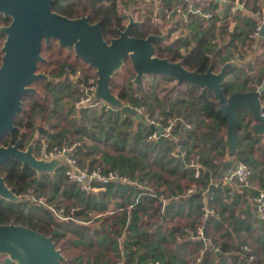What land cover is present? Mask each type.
Segmentation results:
<instances>
[{
    "label": "trees",
    "instance_id": "trees-1",
    "mask_svg": "<svg viewBox=\"0 0 264 264\" xmlns=\"http://www.w3.org/2000/svg\"><path fill=\"white\" fill-rule=\"evenodd\" d=\"M250 2L255 13L258 8L252 0ZM131 3L129 0H105L104 3L101 0H65V9L56 3L52 10L68 19L89 16L90 23L100 24L103 39L110 43L111 39L118 37L114 29L123 31L126 24L125 12L122 14L120 9L130 8ZM135 4L139 11L136 18L143 23L132 28L130 36L142 39L163 35L164 30L151 21L150 4L135 0L131 4L133 8ZM213 4L204 11L214 14L211 21L223 22L217 34L211 33L215 23L209 26L201 18L190 17L193 23L199 21L200 30L205 32L196 43L192 45V36H183V33L180 39H176L170 31L164 42H153L154 55L171 63L181 62L189 72L204 73L212 65L213 73H217L224 64L220 61L221 51L242 39V50L239 52L235 45L236 53L240 60H243L241 54L251 56L252 64L245 69H227L226 74L231 78L222 84V91L227 98L236 92H255L264 86V37L255 43L254 48V41L250 38L258 24L245 22L241 30L230 33V7L220 10L222 13L228 11V15L219 16L216 9L220 4ZM9 22L6 17L1 21L2 24ZM250 24L253 29L248 28ZM4 38L5 35L0 37V63ZM40 53L45 62L38 64L37 73L46 75L49 80L35 81L32 84L35 93L22 96L23 105L14 120L16 131L3 137L0 145L15 142L20 134L23 135L21 148L25 149L34 141L36 154L43 141L49 147L76 144V158L81 167L91 170L101 166L105 170H117L130 182L110 181L103 185L105 190L87 194L67 178L66 167L58 168L54 173H38L28 165L23 166L20 161L8 158L0 164V172L7 187L22 196V200L10 202L0 198V225L14 222L49 237L63 257L61 264H155L153 260L160 261L159 264H173L169 256L175 260L177 251L182 250L184 262L177 264H224L227 259L223 256L227 255L231 262L240 255L248 264H263L260 253L253 252L252 246L257 242L248 240L250 221H238V217H234L237 221L230 227L228 218L219 210V188L207 198L201 192L184 195L193 182L209 186L210 178L217 183L223 181V177L218 176L219 169L224 161L231 159L225 143L228 120L211 91L185 82L177 85L165 76L147 75L135 85L133 63L125 58L124 67L110 82L112 95L124 106L147 107L151 117H159L161 126H165L169 119L173 120L170 137L163 135L149 139L155 130L144 119L107 110L99 116L97 109L101 102L92 100L97 108L88 112L74 110L82 97L80 85L86 89L94 85L96 70L77 58L74 51L61 47L55 39L48 43L42 41ZM234 58L232 54L228 59ZM78 71L81 76L74 81ZM154 79L156 85H153ZM151 87L154 88L153 97ZM64 101L67 103L63 105ZM261 101H264V94ZM102 115L106 116L105 126L98 125ZM254 124L255 120L247 110L237 109L235 127L239 147L232 159L246 163L252 171L251 179L258 177L260 188H264V136L259 137L253 132ZM177 146L185 149V156H172L171 152ZM192 157H198L202 164L197 179L194 169L187 164ZM135 180L139 184L133 183ZM236 184L252 190L254 196L257 194L253 185L250 188ZM40 195L46 198L45 202H36ZM204 204L214 208L219 216H204ZM255 205L257 207L256 202ZM52 206H64L67 212L75 207V220L60 219L52 212ZM237 222L239 227L235 230L233 227ZM197 226H203L209 247H204L202 241L191 240ZM120 240L121 254L117 248ZM153 241H157L159 257L154 255L156 247H150ZM199 249H203V256L196 263ZM215 249L223 258L213 252ZM165 253L170 254L168 259L160 260ZM2 261L0 258V264Z\"/></svg>",
    "mask_w": 264,
    "mask_h": 264
},
{
    "label": "water",
    "instance_id": "water-1",
    "mask_svg": "<svg viewBox=\"0 0 264 264\" xmlns=\"http://www.w3.org/2000/svg\"><path fill=\"white\" fill-rule=\"evenodd\" d=\"M104 2V0H101ZM53 0H0V13L8 17L11 23L1 27L5 34L1 48L0 63V141L9 134H14V120L21 110L23 95L35 93L32 84L40 79L49 80L42 73H37L39 63L45 62L41 56L42 41L48 43L55 39L61 47L83 60L96 70L93 100L107 106V111H118L142 120L135 108L123 103L110 90L113 76L124 67L125 58L131 59L135 69L134 84L137 85L147 75L165 76L173 79L177 85L188 83L201 90H209L214 94L220 105L223 116L228 120V132L225 143L227 155L231 158L223 162L220 176L234 170L236 163L232 159L239 147L238 133L235 127L237 109L247 110L255 120L253 131L264 135V118L261 113V96L264 86L251 93H233L227 98L222 91L226 81L227 69L243 68L238 61L224 64L219 72L213 73L212 65L204 73L189 72L182 63H171L167 59H159L154 55V41H165L166 34L150 35L138 39L130 36V31L142 23L133 21L128 14V25L124 31H118V37L105 41L100 24H93L89 16L71 19L52 11ZM260 37H264V25ZM76 81V78H73ZM160 134L163 130L158 128ZM23 135L20 134L15 142L0 145V164L8 158L28 165L38 173H54L56 169L67 167L64 157L44 159L36 156L35 142H30L25 149L21 148ZM210 187L209 192L212 191ZM0 198L10 202H20L22 196L16 195L7 187L5 178L0 172ZM37 231L14 222L0 225V258L1 264H61V257L49 237H43ZM204 238H206L203 232Z\"/></svg>",
    "mask_w": 264,
    "mask_h": 264
},
{
    "label": "built area",
    "instance_id": "built-area-1",
    "mask_svg": "<svg viewBox=\"0 0 264 264\" xmlns=\"http://www.w3.org/2000/svg\"><path fill=\"white\" fill-rule=\"evenodd\" d=\"M146 4H150L149 12L151 21L160 26L170 27L176 25L178 23V19L180 21H185L187 15L197 16L204 21H211L213 19L212 12L204 11L205 4L208 6V3L203 0V4L196 6V2L199 0H142ZM210 3H218L221 6L232 4V10L236 8L244 9L246 8V2L243 0H208ZM214 1V2H213ZM221 13V11H219ZM255 17L258 19L261 18L262 12L257 10L254 13ZM263 23V22H262ZM261 22L256 27L255 31L250 35V38L253 39L254 45L252 48L255 47V43L261 38L259 33L262 27ZM81 73L78 71L76 72V80L77 77H80ZM82 98L79 101L80 106H88L92 103L93 100V92L95 86L92 85L88 89L84 87L83 84L80 85ZM261 108H264V102L261 103ZM136 112H138L142 117H145L146 123L155 130L149 139H157L160 136L165 135V137H170L171 135V128L173 126V120L169 119L166 121L165 126H161L159 118L151 117V115L143 108H136ZM261 117L264 118V112L261 113ZM163 130L162 134H160L158 128ZM37 156L44 158V159H54L55 157H64L67 163L66 169V176L67 178L78 185L79 189L85 193H91L93 190L100 189L104 187L110 181L122 182L126 183V177L120 175L117 170L109 169L105 170L101 166H96L91 168V170L85 169L78 164L76 158V144L72 146H67L65 143L61 145L55 144L52 147L43 141L41 146L38 149ZM172 156H185L186 151L181 146H177L175 150L171 152ZM236 167L234 170L228 171V173L223 177L224 181H233L235 183H239L244 187H252L253 182L251 181L252 171L250 167L242 162L238 161L235 162ZM187 164L194 169V177L197 179L200 177V172L202 169V164L198 161V157H192L187 161ZM209 182L211 185H217V182L210 178ZM199 190L201 191H208V188H204L202 184L198 186ZM195 188H189L186 193L191 194L195 191ZM40 201H43V197L38 198ZM255 202L257 203V209L259 211L260 216L262 218L263 215V207H264V188L257 189V194L254 196ZM41 201V202H42ZM76 208H71L68 213L64 207L62 208H52V211L56 216L64 217L67 220H73V215ZM204 216H214L218 217V213L215 211L214 208H211L204 204L202 206ZM202 228V227H201ZM202 231L200 229L196 230V236L202 237ZM2 263V262H1Z\"/></svg>",
    "mask_w": 264,
    "mask_h": 264
},
{
    "label": "crops",
    "instance_id": "crops-1",
    "mask_svg": "<svg viewBox=\"0 0 264 264\" xmlns=\"http://www.w3.org/2000/svg\"><path fill=\"white\" fill-rule=\"evenodd\" d=\"M205 1L208 3V6L205 4V9L207 7H212V5H214V4L210 3V1H208V0H205ZM229 1H231V0H229ZM243 1L246 2V8H244V9L236 8V9L232 10V4L225 5V6L220 5V7L218 9H216L219 16H223V14L225 16L226 13L228 15V11L225 10V13H222V12L220 13L219 11L221 9L224 10L225 8L230 7L231 11H229V14H232V16H231L232 21L230 22L231 24L229 27L230 33L235 29L241 30L244 27L245 22L253 23L255 26H256V24L263 22L261 25L262 26L264 25V0H252L255 7L258 8V10H260L262 12L261 18H259V19L257 17H255L253 11L251 10L252 3L250 2V0H243ZM139 2L143 3L142 0H139ZM195 4H196V6L202 5L203 0H199ZM143 12H144V10L142 9L141 13L143 14ZM190 17L194 18V19L195 18L199 19V17H197V16L187 15V18L185 19V21H180L178 19V23L176 25L171 26L170 27L171 29H168V27L160 26L162 28V30H164L163 34H166V36H167L168 32L173 31L172 35H174L176 39H180L181 33H183V36H192L190 40L192 42V45L195 44L196 41L198 40L197 38L205 32L200 30L201 28L198 26V23H197L199 21L196 20V23H193V20H191ZM202 21H204V20L202 19ZM204 22L206 24H208L209 26L211 24L215 23L214 27L211 29L212 30L211 33H213V34L214 33L217 34L219 32V28H220L221 24L223 23L221 20L220 21L219 20L214 21V22L213 21H204ZM253 27L254 26H252L251 24L248 25L249 29H251V28L253 29ZM242 41L243 40L240 39L237 42H235L234 45H232L231 47L222 50L221 54L219 55V56H221L220 61L224 64L229 63V62H233V61H238L239 63H241L243 65V69L250 66L252 64V57L251 56L241 54L243 60H240L239 54L236 53V46L235 45H237L238 51L240 52L242 50V48H241L242 47ZM232 54L235 56V58L233 60L228 59L232 56ZM233 68H237V67H233ZM233 68H230V69H233ZM227 78H231V77L230 76L228 77V75H227L226 79ZM263 102L264 101H261V103H263ZM256 135L259 137L264 136V135H258V134H256ZM227 160H229V158ZM263 166H264V164H263ZM221 169H222V166L219 169V173H220ZM219 173H218V176L221 177ZM262 173H263L262 177L264 178V172L262 171ZM251 181L253 182V188H255L256 190L260 188L261 182H260L258 177L254 176V178L251 179ZM216 182H218V181H216ZM263 182H264V180H263ZM135 183L139 184L136 182V180H135ZM200 184H202L204 186L203 183L200 182ZM200 184H194V182H193L192 185L190 187H188V189L189 188H195L196 190L193 193H196V192L200 193L201 192L204 194V196L206 198L212 194L214 189L215 190L218 188L220 189L221 196L218 197V199H219L218 200L219 201V210L221 211V213L226 218H228V224L230 223V227H231L232 223L237 221L234 219V217L235 218L238 217V221L242 220V219H244V220L246 219V220L250 221V224H252V225L249 226L250 230H251V233H249V234H251V235H250L248 240H250V241L254 240L257 242L255 244L252 243L253 244L252 247L254 248L253 252L260 253V256L262 257V259H263L262 261L264 264V220H263L264 217L262 218V216H260L259 211L255 205V199H254L253 191L247 190V189H244L241 187H237V184L233 181L230 182V181H224L223 180L220 183H217V185H214V184L211 185V183L209 182V186H204V188H206V187L208 188L207 192L199 190L198 186ZM139 186H141V185H139ZM211 186H213L212 191L210 193H208ZM98 190H105V187H102ZM92 192H95V190H93ZM193 193H191V194H193ZM88 194H90V193H88ZM191 194L185 193L184 195L188 196ZM119 202H121L122 204L124 203L123 200H120ZM165 203H168V201H166ZM185 208H186V206H184V210H185ZM180 211H182V208L180 209ZM182 213L184 215V213L186 214V211L182 212ZM201 227H203V226H197L195 228L193 235H191V240L202 241L204 247H209L207 235H206V238H204V235H203L204 231L202 230ZM230 227L228 226V228H229V229L227 228L228 231H230ZM237 227H239L238 222L236 224H234L233 229L236 230ZM164 229H165V227H163L162 230H164ZM197 229H200L202 231V235H201L202 237L198 238L196 236V230ZM184 232H186V231H184ZM177 241H179V238L177 239ZM254 241H252V242H254ZM118 244H119L117 247L118 253L121 254L122 249H121V245H120L119 241H118ZM151 244L152 245L150 247H156V249H157V252L154 255L159 257V255H158V249L159 248L156 245L157 241H153V242H151ZM213 252L216 253L219 258L222 257V254L218 253L216 249L213 250ZM176 254H177V255H175V260L177 259L176 262H175V260L170 258L169 253H165L166 256L163 255L162 259H160V260H163V258L168 259V256H169V261H173V264L180 263L182 260L184 262L185 254H184L183 250L177 251ZM198 254H199L198 257H196V259H195L196 263H199L201 261V258L203 256V249H199ZM223 257H225V259H227L224 264H228L229 262H231V261H228V257L230 258V256L227 255V256H223ZM153 261L155 262V264H159L158 262H160L158 260H153ZM120 264H123V263L121 262ZM230 264H248V263L246 261L242 260L240 255L239 256L237 255V258L235 260H232V262Z\"/></svg>",
    "mask_w": 264,
    "mask_h": 264
},
{
    "label": "rangeland",
    "instance_id": "rangeland-1",
    "mask_svg": "<svg viewBox=\"0 0 264 264\" xmlns=\"http://www.w3.org/2000/svg\"><path fill=\"white\" fill-rule=\"evenodd\" d=\"M130 2H132L131 0H129ZM132 4V3H131ZM131 4H129V6H130V8H127L126 10L125 9H120L121 10V13L123 14V12H126L127 14H133V12H134V8H133V6L131 5ZM139 14H135V17H137ZM172 38V37H171ZM150 80H151V78H150ZM152 82H153V85H156V79H154V80H152ZM145 86V85H144ZM152 91H154V88H152L151 87V92H150V94H151V97H153V94H152ZM82 98V97H81ZM67 103V101H64L63 102V105L64 104H66ZM75 109L74 110H76V111H80V112H88L90 109H93V108H97V104H90V105H88V106H80L79 105V102H77L76 104H75V107H74ZM107 109V106L106 105H104V104H100V106L98 105V109H97V114H99V116L102 114L101 112H105V110ZM144 109L145 110H147V107H144ZM149 111V110H148ZM115 112H118V111H115ZM154 113V112H153ZM88 114V113H87ZM149 114H151L150 113V111H149ZM142 117V116H141ZM152 117H154V116H152ZM52 118V117H51ZM51 118H50V120H51ZM157 118H159L158 116H157ZM145 120V117H142V121H144ZM100 123L98 124V125H104L105 126V123H106V116L104 115H102L101 117H100ZM131 125H132V121H131ZM100 128V127H99ZM123 129V128H122ZM126 129H128V128H126ZM126 129H124V130H126ZM99 136L100 137H104V135H102V134H99ZM128 182H130V180L128 179V178H126V183H128ZM132 182V181H131ZM133 183H135V182H133ZM188 190V189H187ZM95 191H98V189H96ZM32 197V196H31ZM39 197H43V201L45 202V197L44 196H42V195H40V196H38V198ZM35 199L36 200V202H41L39 199ZM54 206H52L51 207V210H52V208H53ZM62 207H64V206H60V207H57V209L58 208H62ZM65 208V207H64ZM65 210H66V213H68L67 212V209L65 208ZM53 212V211H52ZM54 215H56V214H54ZM57 217H59L60 219H63V220H65V218L64 217H62L61 218V216H58L57 215ZM73 220H75V218L73 217ZM119 243H121V240L119 241Z\"/></svg>",
    "mask_w": 264,
    "mask_h": 264
},
{
    "label": "flooded vegetation",
    "instance_id": "flooded-vegetation-1",
    "mask_svg": "<svg viewBox=\"0 0 264 264\" xmlns=\"http://www.w3.org/2000/svg\"><path fill=\"white\" fill-rule=\"evenodd\" d=\"M132 1V3H134L135 2V0H131ZM104 2H105V0H104ZM103 2V3H104ZM56 3H58L59 4V6L61 7V8H63V9H65L66 8V6H65V0H53V3L51 4V6L53 7L54 5H56ZM53 11V10H52ZM53 12H55V11H53ZM139 12V11H138ZM138 12H137V4H135V8H134V15L131 13V17L133 18V21H135V22H140V23H143V22H141V21H139L136 17H135V14L137 13L138 14ZM56 13V12H55ZM1 14V13H0ZM58 14V13H57ZM1 15H3V14H1ZM60 15V14H59ZM135 18H134V17ZM4 17V16H3ZM3 17H2V19H3ZM82 17V16H81ZM86 17V16H85ZM6 18H8V17H6ZM2 19L0 18V28L1 27H7L10 23H11V20H10V22L9 23H7V24H2L1 23V21H2ZM10 19V18H9ZM125 27H124V29L126 28V26L128 25V14L125 12ZM97 24V23H96ZM142 25V24H141ZM140 25V26H141ZM135 27H137V26H135ZM134 28V27H133ZM116 32H117V34H118V31H121L120 29H118V28H116V29H114ZM132 30V29H131ZM124 31V30H123ZM2 35H5L4 33H1L0 32V37L2 36ZM4 40H5V38H4ZM4 40L2 41V44H3V42H4ZM2 48V47H1ZM17 140V139H16ZM10 142H12V141H10ZM36 146V145H35ZM38 153V152H37ZM36 154V153H35ZM36 156H37V154H36Z\"/></svg>",
    "mask_w": 264,
    "mask_h": 264
}]
</instances>
